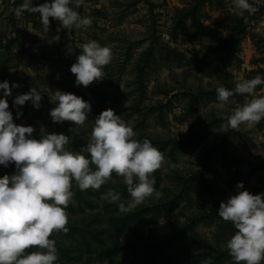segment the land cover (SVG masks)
I'll use <instances>...</instances> for the list:
<instances>
[{
	"label": "rangeland",
	"instance_id": "374dc122",
	"mask_svg": "<svg viewBox=\"0 0 264 264\" xmlns=\"http://www.w3.org/2000/svg\"><path fill=\"white\" fill-rule=\"evenodd\" d=\"M8 1L0 3V81L19 85L6 97L14 122L33 126L34 138L41 128L62 132L66 148L79 151L95 117L112 108L133 127L134 139H149L165 158L152 174L161 198L128 214L101 198L113 189L130 200L122 177L113 173L98 190L81 191L73 182L69 231L50 236L58 264H234L225 245L236 229L217 211L237 182L264 192V119L225 132L227 116L253 96L234 94L220 109L216 88L264 77V4L238 16L233 0H85L78 11L90 26L65 29L50 17L45 32L38 13L15 15L12 2L23 0ZM89 40L109 46L113 59L105 77L85 87L75 84L70 66ZM32 87L41 92L40 107L14 106L15 96ZM56 90L90 102L83 126L52 120ZM254 95H264V85ZM16 171L14 162L0 165V176Z\"/></svg>",
	"mask_w": 264,
	"mask_h": 264
},
{
	"label": "clouds",
	"instance_id": "9594fccd",
	"mask_svg": "<svg viewBox=\"0 0 264 264\" xmlns=\"http://www.w3.org/2000/svg\"><path fill=\"white\" fill-rule=\"evenodd\" d=\"M85 0H45L33 5V0H23L14 8L16 16L25 11L38 13L43 30L49 31V18L57 19L65 29L81 28L92 24L91 18L82 17L78 9ZM264 0H233L238 16L254 13V5ZM59 41L57 34L54 38ZM81 50L70 71L75 74V84L88 86L105 77L104 66L113 59L107 45L89 40L78 45ZM69 52L72 48L69 47ZM264 77L256 75L240 80L234 89L216 88L217 107L223 109L234 94H249L253 98L237 106L223 125L238 129L242 124L251 128L264 119V95H254ZM15 82L0 81V165L14 162L17 171L0 176V264H58L54 232L67 233L69 228L67 206L73 199V182L81 191L100 189L115 173L122 177L130 200L121 201V193L108 189L102 199L115 203L122 214L131 213L148 199L159 200L160 191L154 187L152 174L165 162L163 153L145 138L134 139L133 127L128 125L112 108L102 110L92 122L90 139L79 151L66 148L69 136L49 133L41 128L39 138L30 134L34 128L14 122L7 96ZM41 92L32 87L29 92L15 96L14 106L31 101L40 107ZM55 103L49 115L54 122L71 121L83 126L91 111L90 102L71 92L56 90L50 97ZM17 110V117L21 115ZM72 130V129H71ZM29 134V135H26ZM237 192L226 202L221 201L217 215L231 222L236 231L226 241V249L234 264H262L264 262V192L253 194L237 182ZM30 249H34L31 250Z\"/></svg>",
	"mask_w": 264,
	"mask_h": 264
},
{
	"label": "trees",
	"instance_id": "16d2710c",
	"mask_svg": "<svg viewBox=\"0 0 264 264\" xmlns=\"http://www.w3.org/2000/svg\"><path fill=\"white\" fill-rule=\"evenodd\" d=\"M12 6H13L14 8H16V7L19 6V4L15 3V2H12Z\"/></svg>",
	"mask_w": 264,
	"mask_h": 264
},
{
	"label": "crops",
	"instance_id": "0c3cea01",
	"mask_svg": "<svg viewBox=\"0 0 264 264\" xmlns=\"http://www.w3.org/2000/svg\"><path fill=\"white\" fill-rule=\"evenodd\" d=\"M2 0H0V3H1ZM12 0H9L8 2L10 3ZM8 4V3H7Z\"/></svg>",
	"mask_w": 264,
	"mask_h": 264
}]
</instances>
